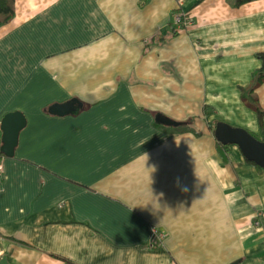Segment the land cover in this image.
I'll use <instances>...</instances> for the list:
<instances>
[{
	"label": "crops",
	"instance_id": "crops-1",
	"mask_svg": "<svg viewBox=\"0 0 264 264\" xmlns=\"http://www.w3.org/2000/svg\"><path fill=\"white\" fill-rule=\"evenodd\" d=\"M178 11L192 23L175 33ZM263 51L264 0H15L0 120L26 124L0 155V259L264 264V168L220 152L205 114L224 104L220 121L264 140L240 90Z\"/></svg>",
	"mask_w": 264,
	"mask_h": 264
},
{
	"label": "water",
	"instance_id": "water-1",
	"mask_svg": "<svg viewBox=\"0 0 264 264\" xmlns=\"http://www.w3.org/2000/svg\"><path fill=\"white\" fill-rule=\"evenodd\" d=\"M81 106V103L78 102ZM49 113L65 115L76 111L74 99L65 103H55L48 109ZM157 122L167 125H177L164 115H157ZM26 119L20 111L5 113L0 120V152L12 157L18 143L19 132L25 127ZM214 137L222 145H236L243 157L257 166L264 168V140H259L248 130L231 125L225 121H217L214 127ZM0 264H8L6 257L0 259ZM231 264H235L231 263Z\"/></svg>",
	"mask_w": 264,
	"mask_h": 264
},
{
	"label": "trees",
	"instance_id": "trees-1",
	"mask_svg": "<svg viewBox=\"0 0 264 264\" xmlns=\"http://www.w3.org/2000/svg\"><path fill=\"white\" fill-rule=\"evenodd\" d=\"M249 1H253V0H236V3L237 5H240ZM14 2L15 0H0V26L7 24L13 18ZM179 31H181V29H177L175 25L174 32L176 33ZM257 58L260 61L259 68L253 71L250 83L245 87H241L240 90L243 101H245L251 109H254L257 112L259 118L262 114H264V109L263 110L260 109L255 91L257 86L264 82V51L258 53ZM207 110L208 107L206 108L205 111L206 113H208ZM191 120L192 119H189V121H185L184 123L188 124ZM215 124L216 121L212 123L209 122L208 126L214 131ZM228 146L229 145H222L219 143L218 150L224 154L228 152Z\"/></svg>",
	"mask_w": 264,
	"mask_h": 264
},
{
	"label": "rangeland",
	"instance_id": "rangeland-1",
	"mask_svg": "<svg viewBox=\"0 0 264 264\" xmlns=\"http://www.w3.org/2000/svg\"><path fill=\"white\" fill-rule=\"evenodd\" d=\"M190 24H188L184 29H187V27H189ZM184 29H181V30H184ZM208 104H209V108L207 110L208 113L205 112V114L208 116V117H212L214 119V121H220L222 118H223V114L225 115L224 113V110H220L219 106H224V104H219L217 102L216 106L212 105L209 101H208ZM224 108V107H222ZM226 116V115H225ZM213 121V120H212ZM2 153L0 152V155ZM152 242L158 240L160 241L159 239V234L156 232L152 238L150 239Z\"/></svg>",
	"mask_w": 264,
	"mask_h": 264
},
{
	"label": "built area",
	"instance_id": "built-area-1",
	"mask_svg": "<svg viewBox=\"0 0 264 264\" xmlns=\"http://www.w3.org/2000/svg\"><path fill=\"white\" fill-rule=\"evenodd\" d=\"M172 23L176 25L177 29H184L188 24H191L192 21L185 13H180L178 11L172 16Z\"/></svg>",
	"mask_w": 264,
	"mask_h": 264
},
{
	"label": "clouds",
	"instance_id": "clouds-1",
	"mask_svg": "<svg viewBox=\"0 0 264 264\" xmlns=\"http://www.w3.org/2000/svg\"><path fill=\"white\" fill-rule=\"evenodd\" d=\"M145 157H146V160H147V156L146 155H144Z\"/></svg>",
	"mask_w": 264,
	"mask_h": 264
}]
</instances>
